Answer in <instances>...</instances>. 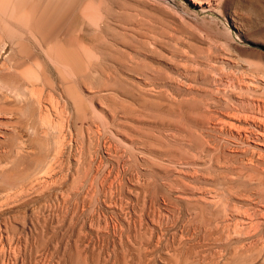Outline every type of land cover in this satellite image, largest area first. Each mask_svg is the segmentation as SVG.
Listing matches in <instances>:
<instances>
[{"label": "rangeland", "instance_id": "374dc122", "mask_svg": "<svg viewBox=\"0 0 264 264\" xmlns=\"http://www.w3.org/2000/svg\"><path fill=\"white\" fill-rule=\"evenodd\" d=\"M0 103V264H264V0H0Z\"/></svg>", "mask_w": 264, "mask_h": 264}, {"label": "bare ground", "instance_id": "6f19581e", "mask_svg": "<svg viewBox=\"0 0 264 264\" xmlns=\"http://www.w3.org/2000/svg\"><path fill=\"white\" fill-rule=\"evenodd\" d=\"M63 55L66 57V56H68V54L66 55L64 52H63ZM70 56H71V53L69 54ZM69 57V56H68ZM3 64V63H2ZM43 88V87H42ZM36 89V88H35ZM7 98V97H6ZM4 99V102L6 101L5 100V98H3ZM22 99V98H21ZM1 104V103H0ZM6 104V103H5ZM2 107H1V105H0V111H2V109H1ZM4 110V109H3ZM10 110V109H9ZM42 132V131H41ZM7 154V153H6ZM3 155H5V154H3ZM7 156V155H6ZM251 252V251H250ZM242 256V255H241ZM252 264V263H251Z\"/></svg>", "mask_w": 264, "mask_h": 264}]
</instances>
